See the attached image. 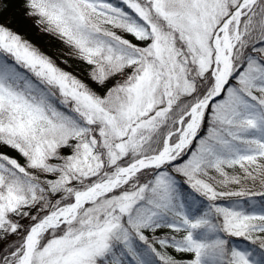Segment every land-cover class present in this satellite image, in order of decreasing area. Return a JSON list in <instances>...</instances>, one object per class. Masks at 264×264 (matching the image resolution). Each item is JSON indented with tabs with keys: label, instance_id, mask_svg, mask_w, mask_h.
Wrapping results in <instances>:
<instances>
[{
	"label": "snow or ice",
	"instance_id": "obj_1",
	"mask_svg": "<svg viewBox=\"0 0 264 264\" xmlns=\"http://www.w3.org/2000/svg\"><path fill=\"white\" fill-rule=\"evenodd\" d=\"M18 7L84 69L0 23V264H264V0Z\"/></svg>",
	"mask_w": 264,
	"mask_h": 264
},
{
	"label": "trees",
	"instance_id": "obj_2",
	"mask_svg": "<svg viewBox=\"0 0 264 264\" xmlns=\"http://www.w3.org/2000/svg\"><path fill=\"white\" fill-rule=\"evenodd\" d=\"M0 2L8 4L6 9L0 11V23L10 24L14 29L25 33L28 39L32 40L33 43L39 46L49 56L53 57L65 70L74 75H81V71L84 69L82 63L68 56V52L64 49L65 46L40 30L34 19L27 18L23 15L22 9L18 7L21 0H0ZM64 60L67 61V64L62 62ZM81 78L84 77L82 76Z\"/></svg>",
	"mask_w": 264,
	"mask_h": 264
},
{
	"label": "rangeland",
	"instance_id": "obj_3",
	"mask_svg": "<svg viewBox=\"0 0 264 264\" xmlns=\"http://www.w3.org/2000/svg\"><path fill=\"white\" fill-rule=\"evenodd\" d=\"M36 25H37V24H36ZM37 26L40 28L39 25H37ZM40 30H41V28H40ZM64 49L68 52L67 55H68V56H71V55H69V51H70V50L67 49L66 47H64ZM64 54H65V53H64ZM58 55H59V54H58ZM71 57H73V56H71ZM61 58H62V57H61ZM73 58H74V57H73ZM76 60H77V59H76ZM77 61H79V60H77ZM59 66L62 67V68H64V67H63L62 65H60V64H59ZM66 71H67V70H66Z\"/></svg>",
	"mask_w": 264,
	"mask_h": 264
}]
</instances>
